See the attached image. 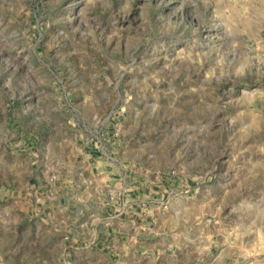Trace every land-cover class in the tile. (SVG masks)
<instances>
[{
	"label": "rangeland",
	"instance_id": "374dc122",
	"mask_svg": "<svg viewBox=\"0 0 264 264\" xmlns=\"http://www.w3.org/2000/svg\"><path fill=\"white\" fill-rule=\"evenodd\" d=\"M91 148L264 264V0H0V264H115L54 208Z\"/></svg>",
	"mask_w": 264,
	"mask_h": 264
},
{
	"label": "crops",
	"instance_id": "0c3cea01",
	"mask_svg": "<svg viewBox=\"0 0 264 264\" xmlns=\"http://www.w3.org/2000/svg\"><path fill=\"white\" fill-rule=\"evenodd\" d=\"M82 155L77 174L89 181L54 204L66 216L63 228L74 249L100 246L116 258L115 264L225 262L224 250L213 254L217 235L211 227L198 230L197 220L185 216L188 203L170 200L164 207L154 189L146 191L134 179L124 184L116 179L120 166L111 154L91 148Z\"/></svg>",
	"mask_w": 264,
	"mask_h": 264
}]
</instances>
